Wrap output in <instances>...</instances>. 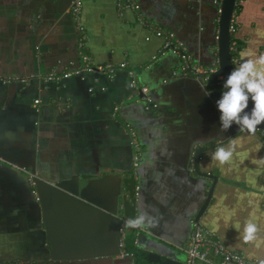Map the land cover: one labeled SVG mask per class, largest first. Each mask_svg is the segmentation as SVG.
Wrapping results in <instances>:
<instances>
[{"label": "crops", "instance_id": "crops-1", "mask_svg": "<svg viewBox=\"0 0 264 264\" xmlns=\"http://www.w3.org/2000/svg\"><path fill=\"white\" fill-rule=\"evenodd\" d=\"M118 3L82 0L76 22L70 0H0V264H133L129 249L138 244L184 260L211 184L194 172L197 148L204 149L202 172L218 177L199 223L225 248L261 264L264 137L239 133L235 124L221 132L222 87L201 77L218 65V3L138 0L146 24L130 10L120 15ZM231 24L234 67L264 54V0H236ZM151 28L172 33L189 60L166 51ZM84 56L94 67L126 62L154 108L137 100L142 94L126 70L45 81L82 66ZM230 139L231 160L211 161ZM30 175L58 191L32 186ZM245 222L258 227L247 243Z\"/></svg>", "mask_w": 264, "mask_h": 264}, {"label": "built area", "instance_id": "built-area-1", "mask_svg": "<svg viewBox=\"0 0 264 264\" xmlns=\"http://www.w3.org/2000/svg\"><path fill=\"white\" fill-rule=\"evenodd\" d=\"M221 0H215V3H220ZM82 8V0H70L69 11L77 22L79 20V15ZM124 10H130L135 14L139 15L138 19L141 23L146 24L147 22L140 15V6L138 0H119L118 11L122 15ZM151 31L158 37H164V49L173 54H177L183 60V62L189 60V57L185 54L184 44L177 40L175 36L161 29L151 28ZM231 37L234 35L236 28L231 24L229 28ZM83 65L78 66L70 70L69 72L62 73V76L58 73H51L47 76L45 81L60 82L62 79H67L76 76H82L84 74H103L108 77H113L118 71L126 70L128 64L123 62L118 65H100L91 66L88 62L87 57H83ZM127 71V76L129 78V86L132 89H140V92L144 95L143 100L146 104L151 102V98L148 96L149 90L145 86H139L136 74L129 69ZM260 131L257 129L256 133ZM262 134V133H261ZM132 137H135V133L131 130ZM264 135V134H263ZM136 138V137H135ZM264 143V139H262ZM133 147L136 150L134 156V170L138 167L140 162L139 153V143L136 140L133 141ZM30 184L35 185L34 176L30 175ZM132 226L139 229L137 222L133 223ZM125 232L124 224L120 227V238H119V248H124ZM184 254L183 264H255L252 260H249L244 256V254L239 252L231 251L225 248L222 244L218 243L212 233L207 231L199 222L193 223V228L190 233L187 245L182 249Z\"/></svg>", "mask_w": 264, "mask_h": 264}, {"label": "clouds", "instance_id": "clouds-1", "mask_svg": "<svg viewBox=\"0 0 264 264\" xmlns=\"http://www.w3.org/2000/svg\"><path fill=\"white\" fill-rule=\"evenodd\" d=\"M223 89L221 97L216 101L220 112V131L226 132L235 124L239 133L254 134L264 123V54L242 60L224 80ZM250 101L253 106L247 111ZM235 150V140L230 139L227 146L220 145L212 151L210 160L225 165ZM260 163L264 164V158H261ZM257 232L255 223L245 222L243 241H253Z\"/></svg>", "mask_w": 264, "mask_h": 264}, {"label": "water", "instance_id": "water-1", "mask_svg": "<svg viewBox=\"0 0 264 264\" xmlns=\"http://www.w3.org/2000/svg\"><path fill=\"white\" fill-rule=\"evenodd\" d=\"M235 4L236 0H221L220 3L214 4V6L217 8L218 7V18H217V68L216 70H206L201 74V77L205 80L207 85H216L220 83L222 87V92H223V83L224 80L227 78L228 74L233 70L234 65H233V59L231 57V34L229 31L231 21H232V16L234 14V9H235ZM149 90V89H148ZM140 92V89H138ZM141 93V92H140ZM142 94V93H141ZM148 96L151 98V93L149 91ZM144 98V95L142 94L139 99ZM145 102V101H144ZM147 109H153L154 104L151 98V102L146 104ZM252 102H249V108L247 111H250L252 108ZM262 134H264V123H262L258 128H257ZM204 151L203 148H197L194 151V156H193V169L195 174L199 176H204L207 178V180L211 181L209 190L207 192L206 198L201 205L196 217L194 218V221L191 224V230L193 228V223L194 222H199V219L201 215L204 213L207 205L210 202V199L213 194L214 186L215 183L218 180V177L213 176L210 173H203L201 168H200V155ZM140 164V163H139ZM139 164L138 167L136 168V172L139 169ZM35 184H43V185H48L44 184L43 182H39L37 179L34 180ZM49 186V185H48ZM53 189H55L52 186H49ZM58 191L57 189H55ZM140 192V190H137ZM138 192V193H139ZM62 193V192H61ZM121 227V226H120ZM191 233V232H190ZM190 237V234H189ZM120 238V228L118 230V240ZM119 242V241H118ZM119 244V243H118ZM178 253V252H177ZM180 256L179 257H171L167 255H162L159 254L155 251H149L147 249H143L139 246V244L136 246V248L132 251L131 256L129 257L132 259L133 264L135 263V260L139 258L140 264H183V255L178 253Z\"/></svg>", "mask_w": 264, "mask_h": 264}, {"label": "trees", "instance_id": "trees-1", "mask_svg": "<svg viewBox=\"0 0 264 264\" xmlns=\"http://www.w3.org/2000/svg\"><path fill=\"white\" fill-rule=\"evenodd\" d=\"M234 42V38H232V40H231V44ZM231 57H232V59L234 60V59H236V56L234 55V53H232L231 52ZM260 134H261V132H259ZM263 137H264V135L263 134H261ZM131 185H132V183H131ZM134 187H133V185H132V187L130 188V196L131 197H133L134 196ZM127 240V238H125V241ZM129 253L131 254V249H129Z\"/></svg>", "mask_w": 264, "mask_h": 264}, {"label": "rangeland", "instance_id": "rangeland-1", "mask_svg": "<svg viewBox=\"0 0 264 264\" xmlns=\"http://www.w3.org/2000/svg\"><path fill=\"white\" fill-rule=\"evenodd\" d=\"M127 230H128V228H127ZM135 263H136V264H140V262H139V258H138L137 260H135Z\"/></svg>", "mask_w": 264, "mask_h": 264}]
</instances>
